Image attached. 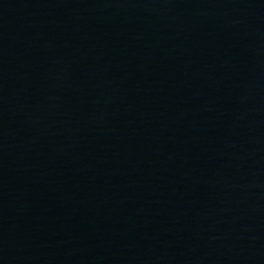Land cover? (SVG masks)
<instances>
[{"label":"water","instance_id":"95a60500","mask_svg":"<svg viewBox=\"0 0 264 264\" xmlns=\"http://www.w3.org/2000/svg\"><path fill=\"white\" fill-rule=\"evenodd\" d=\"M0 264H264V0H0Z\"/></svg>","mask_w":264,"mask_h":264}]
</instances>
